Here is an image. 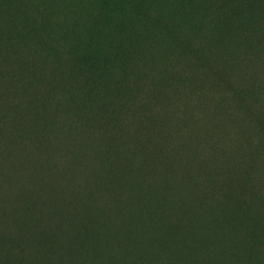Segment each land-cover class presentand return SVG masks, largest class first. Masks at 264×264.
<instances>
[{
    "label": "trees",
    "instance_id": "obj_1",
    "mask_svg": "<svg viewBox=\"0 0 264 264\" xmlns=\"http://www.w3.org/2000/svg\"><path fill=\"white\" fill-rule=\"evenodd\" d=\"M107 1L101 0V3ZM113 1L131 12H139L149 25L152 37L165 52L155 51L149 58L140 59L138 64L130 66L127 63V67L120 70L114 67L113 60L114 54L121 51L106 52L101 49L100 40L90 38L91 45L83 51L79 77L83 82L88 79L95 81L96 78L108 85L104 89L107 93L111 90L117 104L112 107L111 102L108 104L104 99L99 100L98 107L103 109V116L92 114L90 119L85 120L86 130L90 134L103 130L110 137L117 136L118 132H111L107 126V118L114 116L117 125L125 126L123 132L126 135H134L131 152L136 160L131 170L122 168L120 189L127 184L131 192L147 194L157 183L162 190L168 185L165 176L173 169L184 181L173 185L176 197L171 207L172 218L139 225L137 222L141 220L140 214L144 208L134 203L127 214L132 215L135 226L139 228L135 230L130 226L129 216L125 212L110 209L114 181L108 178L110 189L103 192L94 174L97 162L80 160L76 172L65 170L62 161L52 163L46 171L38 170L34 175L36 178H47L52 189L61 187L51 210L41 214L56 230V237L49 239V250L59 247L70 251V256H56L55 262L107 264L112 257L117 261L124 256L126 243L123 235L126 232L133 233L136 238L142 236L140 239L144 238V242L142 245L136 243L133 247L140 256L130 255L123 264H214L217 254L224 248L231 249L233 264H250L252 258L258 256L257 249L264 248V237L260 242H253L257 239L255 237L249 240L250 231H255L252 224L255 225L257 217L258 231L264 232V0H230L235 5L231 10L225 3L229 0H206L208 14L203 15L199 24H191L187 30L159 10H150L146 0ZM237 7L254 11L243 14L239 13ZM189 8L190 19L197 20L200 11L198 4L193 3ZM216 9L218 15L210 14ZM32 32L34 30L30 24L27 25V37ZM26 41L27 38H22L17 45L21 46ZM99 52L106 58L101 67L96 60ZM19 56L17 64L35 73L41 72L44 64L42 58L31 54ZM138 78L144 80V92L160 90L155 101L163 106L154 108L156 131L153 134L149 133L150 120L141 121V117L147 114L143 106L131 98L127 101L133 91L140 92L135 84ZM190 82L197 84L195 91L203 102L214 105L213 113L187 100ZM214 86L219 92L218 97L212 94L209 98V88ZM91 88L86 85L78 94L86 97ZM174 93L178 95L173 96ZM0 95L5 101L4 96ZM144 96L145 93L140 94L141 101L150 99ZM86 101L87 97L75 104V108L83 111ZM228 102L231 104L228 105ZM125 105L130 113L123 118L122 108ZM136 119L142 124H136ZM76 120L80 121V116ZM6 122V118L0 116V202L17 195L22 186L30 194L37 191L29 186L32 178L28 175L24 160L31 156L32 144L40 137L45 139V132L46 135L50 134L46 129L40 135L33 131L34 127L27 130L30 137L19 128L10 132L13 123ZM24 123L30 126L29 121ZM22 137V143L27 144V148L24 158L20 160L17 143ZM58 138L57 135L54 141ZM188 140H192L191 144ZM46 142L50 143V140ZM187 151L199 154L191 159L184 156L175 163L170 160V157ZM71 155L70 149L66 156ZM202 158L211 162L206 172L201 168L204 163L201 162ZM188 164L194 168L192 173L186 172ZM154 165L156 168L159 165L158 176H147L145 169ZM215 180L230 186V197L226 204L218 192L209 188ZM238 196H243L245 203H236ZM90 198L98 201L92 205ZM99 202L104 204L100 215L101 227L92 220ZM18 205L22 206V203ZM235 207L240 209L237 215L232 212ZM63 210H71L73 217H66ZM24 218L30 220L32 217L28 214ZM42 237L39 233L30 234L24 241L26 248L22 251L27 253L30 247H34L38 256L46 255L48 251L40 247ZM223 237H229L231 241ZM149 243L152 247L161 245L163 255L155 256L149 249ZM242 244H246L245 258L238 261L242 255ZM224 263L225 259L222 260Z\"/></svg>",
    "mask_w": 264,
    "mask_h": 264
},
{
    "label": "rangeland",
    "instance_id": "obj_2",
    "mask_svg": "<svg viewBox=\"0 0 264 264\" xmlns=\"http://www.w3.org/2000/svg\"><path fill=\"white\" fill-rule=\"evenodd\" d=\"M193 3H197L200 9L197 20L190 19L189 6ZM225 3H228L226 7L229 10L235 7L230 3V0ZM146 5L150 10H159L162 15L172 18L180 24L182 29L190 28L191 24H199L203 15L209 12H207L206 0H146ZM237 8L240 9L239 13L243 14H252L254 11L249 7L247 8L250 10ZM235 11L238 10L235 9ZM217 13L218 9L210 14L216 16ZM2 17L5 19L0 22V46L2 47H0V94L4 96L5 101L1 99L0 95V116L6 118V124L13 123L10 132H15L19 128L22 133L26 132L27 134L28 128L34 127L33 131L41 135L44 130L49 129L47 132L50 134L46 135L45 132L43 136L46 140H50V143L40 137L30 148L31 156L24 160L28 175L32 178L29 186L34 187L37 191L30 194L25 190V186H22L17 195L0 202L2 216L0 222V264H58L54 260L56 256H70L69 249L57 247L49 250V239L56 237V230L41 217L42 212L51 210L52 202L56 200L61 187L52 189L47 178L42 179L34 176L38 170L46 171L54 162L62 161L63 168L70 172L77 171L76 165L80 160L97 162L94 174L100 182L103 192L110 189L107 179L111 178L114 181L113 201L110 209L113 212H125V215L129 216L130 226H133L135 230L139 228L135 226L132 215L127 214L128 209L132 208L134 203L139 208H144L141 210V220L138 219L137 222L139 225L154 224L172 218L171 207L176 197L173 185L183 182V177L175 169L170 170L165 176L168 185L161 190L155 183L147 194L133 193L127 184H123L120 189L122 168L131 170L133 162L136 160L135 157H132L133 153L131 152V140L134 135H126L123 132L125 126L117 125L114 116L107 118V126L111 128V132H118L117 136L110 137L103 130L90 134L85 126V120L90 119L92 114L103 116V109L98 107L99 100L104 99L108 104L111 102L112 107L117 104L115 96L112 97L111 90L108 95L104 89L108 85L102 84L96 78L95 81L88 79L83 82L79 77L80 69L83 66V51L91 45L90 38L100 40L101 49H105L106 52L121 51L119 54H114L113 60L114 67H119L120 70L121 67L126 68L127 63L130 66L138 64L140 59L149 58L155 51L165 52L161 48V44L152 37L149 25L139 12H131L113 0H108L104 4L101 3V0H0V19ZM29 24L34 32L27 37L26 26ZM22 38H27V41L18 46V40ZM171 44L173 47L174 44ZM19 54H31L42 58L44 64L40 69L41 72L35 73L24 68L21 64H17ZM104 57L102 52L98 53L96 60L99 67L106 60ZM163 64L164 61L161 62V66ZM139 80L141 78H138L135 84L140 92L133 91L131 95H128L127 101L131 98L132 101L143 106L147 114L141 117V121L150 120L148 121L150 124L149 133L153 134L156 131L154 108L157 105L158 107L163 106L155 101L160 90L152 89L144 92V80H141L140 83ZM86 85H90L92 88L87 91L88 101L85 102L83 111H80L75 108V104L83 102L86 98L82 94H78V91L85 88ZM196 85L195 82H190L188 87L186 86L189 90L187 100H191L193 104L198 103L204 107L205 111L210 110L213 113L214 105L203 102L201 96L197 95L195 91ZM115 86L116 81L114 80ZM142 93H145L146 99L148 96L150 99L148 98L146 102L141 101L140 94ZM218 93L215 86L209 88V98L212 94L217 98ZM177 95L178 93H174L173 96ZM227 104L229 105L231 102ZM122 109V117L125 118L130 110L127 105ZM77 116H80V121L76 120ZM22 120L29 121L30 126ZM135 122L138 125L142 124L138 119ZM27 135L30 137L29 133ZM57 135L59 138L54 141ZM22 141L23 137L17 143V155L20 160L24 158L23 154L26 153L27 148V144L24 145ZM187 142L191 144L192 140ZM70 149L72 155L68 157L66 155ZM142 153H144V148ZM198 154V152L187 151L170 157V160L175 163L184 156L191 159L196 158ZM201 162H204L201 168L206 172L211 162L205 158H202ZM193 171V167L189 164L186 165L187 173ZM145 174L149 177H157L159 165L157 168L154 165L145 169ZM229 187L226 182L222 184L219 180H215L209 188L211 191L218 192L226 204L230 197ZM51 191L52 194H50ZM237 199L236 203H245L243 196H238ZM97 201L90 198L92 205ZM20 203L22 206L18 205ZM180 208L182 207L178 209ZM103 210L104 204L99 202L95 206L96 213L92 217L98 227H101L100 215ZM62 212H65L66 217H73L71 210ZM232 212L237 215L240 213V209L232 208ZM28 214L32 217L30 220L24 218ZM18 216L20 217L15 222ZM254 217L257 216L254 214ZM258 222L259 217L256 218L255 225L252 224L255 231L249 233V240H252L253 237L257 238L253 242H260L264 237V232L258 231ZM45 231L48 232L47 236H45ZM33 233L43 236L40 247L44 248L45 252L48 251L43 257L37 255V249L34 247H30L27 253L22 251L26 248L24 246L25 239ZM141 237L136 238L133 233L124 232L123 239L126 243L124 256L117 261L112 257L111 260L108 259L107 264H123L130 255L132 257L140 256V253L133 247L136 243L143 244L144 238L141 240ZM68 239L69 237L66 244ZM223 239L230 238L223 237ZM242 245V255L238 261L245 258L246 244ZM247 247L249 246L247 245ZM149 249L155 256L164 253L161 245L152 247V244L149 243ZM257 254V258H252L250 264H264L263 246L257 249ZM232 257L231 249L224 248L217 254V261L214 264H222L223 259H225L224 264H233L234 257Z\"/></svg>",
    "mask_w": 264,
    "mask_h": 264
}]
</instances>
